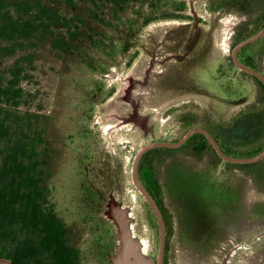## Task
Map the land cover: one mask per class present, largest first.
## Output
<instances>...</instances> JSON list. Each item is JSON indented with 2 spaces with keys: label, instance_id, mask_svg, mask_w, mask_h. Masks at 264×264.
Returning a JSON list of instances; mask_svg holds the SVG:
<instances>
[{
  "label": "rangeland",
  "instance_id": "374dc122",
  "mask_svg": "<svg viewBox=\"0 0 264 264\" xmlns=\"http://www.w3.org/2000/svg\"><path fill=\"white\" fill-rule=\"evenodd\" d=\"M156 1L44 0L62 22L0 60L5 75L20 62V111L38 114L31 133L47 142L52 198L82 264H114L123 253L115 207L145 256L157 258L158 217L134 178L146 145L203 127L228 155L264 150V91L249 76L239 85L221 77L236 34L260 25L232 6L212 7L216 0ZM183 3L184 17L163 16ZM248 50L264 61V37ZM139 172L166 218L165 264H264V158L228 162L196 133L182 148L147 152ZM213 226L222 236L206 252L185 239L201 241Z\"/></svg>",
  "mask_w": 264,
  "mask_h": 264
},
{
  "label": "trees",
  "instance_id": "16d2710c",
  "mask_svg": "<svg viewBox=\"0 0 264 264\" xmlns=\"http://www.w3.org/2000/svg\"><path fill=\"white\" fill-rule=\"evenodd\" d=\"M62 19L44 0H13L12 6L0 0V60L25 42L35 43L46 23ZM22 72L18 61L8 75L0 74V257L11 264H82L52 198L50 154L42 147L47 142L42 133H31L38 114L20 111Z\"/></svg>",
  "mask_w": 264,
  "mask_h": 264
},
{
  "label": "flooded vegetation",
  "instance_id": "af4514ba",
  "mask_svg": "<svg viewBox=\"0 0 264 264\" xmlns=\"http://www.w3.org/2000/svg\"><path fill=\"white\" fill-rule=\"evenodd\" d=\"M159 3H160V0L156 1V4L159 5ZM184 6H185V3L181 4V7L183 8L182 10H176V12L170 13V14L163 13L166 15V16L165 15H163V16L165 18L166 17L182 18V17H184V15L182 14L183 13L182 11H184ZM220 6H232L234 8H237L239 13L247 16L246 19L249 23H251L253 25H260L257 28L253 27L251 32L247 31L242 35L240 33L236 34V36L233 40V43L231 45L230 52L228 53V68L230 67V70L227 69L223 73H221V77L225 76L227 78V80L228 79L231 81L234 80V82L237 85H239V80H240L241 76L242 77L249 76L250 78H252V80L256 81V85L259 89V92L264 91V80L262 79V77H264V61L260 58L256 59L254 57L253 53L250 50H248L249 47L253 43L261 40L264 37V33L262 35H260L258 38L254 39L252 41H249L246 44H243L244 41H246L248 38L252 37L253 35H255L259 32H261L264 29V0H218V1L216 0L212 4V7H220ZM190 17H192V19L194 21V25L199 26L202 23L203 17L201 15H199L198 12H196V10H194L192 12V14H190ZM231 67H233L234 69H237V70L236 71L231 70ZM220 71H221V68H220ZM229 89L232 91V94H235L237 96L243 95V93L245 91V89L239 88V86L234 87L232 84L229 85ZM262 102H263L262 99L259 97L258 103H262ZM197 133H201V132H197ZM195 134H193L192 136H194ZM202 134H204V133H202ZM211 134L214 136L215 140L219 144V141L217 140L215 135L212 132H211ZM192 136L181 146L173 147V146H167V145H156L154 147H151L143 153L142 158L147 152H150L156 148H171V149L182 148L188 143V141H190ZM158 142H174V141L156 140L152 143H158ZM142 158H141V160H142ZM228 162H230V161H228ZM140 163H141V161H140ZM246 163H248V162H246ZM139 169H140V164H139ZM139 176H140V172H139ZM149 192L151 193L152 197L154 198V200L158 204V206H159V208H160V210L164 216L165 228H166V218H165V215L162 211L160 203L158 202L157 198H155V196L153 195V193L150 190H149ZM216 227L213 226L209 229L203 228L201 230V232H202L201 235H204L205 237L201 241H200V239L199 240L198 239L197 240L191 239V237H188V235L185 236V239L188 242H190L191 245H193V243H195L196 245H200V247L206 252L211 248L212 245H214V243L217 241V239H219L220 236H222V229L220 231H218V230H215ZM166 238H167V230H166ZM160 245H161V233H160ZM159 252H160V247H159V251H158V256L155 259V264H159ZM165 261H166V241H165V255H164V259H163L162 264H165Z\"/></svg>",
  "mask_w": 264,
  "mask_h": 264
},
{
  "label": "water",
  "instance_id": "95a60500",
  "mask_svg": "<svg viewBox=\"0 0 264 264\" xmlns=\"http://www.w3.org/2000/svg\"><path fill=\"white\" fill-rule=\"evenodd\" d=\"M264 33V29L253 35L252 37L248 38L246 41H244L243 44L248 43L249 41H252L256 38H258L260 35ZM264 80V77H262ZM140 118V117H139ZM141 119V118H140ZM201 132L204 133L209 140L213 143L214 147L218 151V153L224 158L226 161L230 162H239V163H246V162H256L262 158H264V150L251 157H237V156H231L224 152V150L220 147L218 142L215 140L214 136L211 134L209 130L203 127H195L191 129L183 138H181L178 141L174 142H158V143H151L143 147L137 154L135 163H134V178L135 182L138 185V187L142 190L144 195L147 197L148 201L154 208L159 225H160V233H161V245H160V252H159V264L163 263L164 255H165V241H166V228H165V219L164 216L152 197L149 190L144 186L142 183L140 176H139V164L142 158L143 153L156 145H167V146H181L183 145L193 134ZM115 211L117 214L115 215V218L119 225V232L118 236L123 241V244L121 245L123 253L117 257H114V264H155V259L147 258L142 251V244L139 241H136L134 239L132 230L129 225V217L127 215V212L125 210H122L121 208H116Z\"/></svg>",
  "mask_w": 264,
  "mask_h": 264
},
{
  "label": "crops",
  "instance_id": "0c3cea01",
  "mask_svg": "<svg viewBox=\"0 0 264 264\" xmlns=\"http://www.w3.org/2000/svg\"><path fill=\"white\" fill-rule=\"evenodd\" d=\"M0 264H11L7 258L0 257Z\"/></svg>",
  "mask_w": 264,
  "mask_h": 264
},
{
  "label": "bare ground",
  "instance_id": "6f19581e",
  "mask_svg": "<svg viewBox=\"0 0 264 264\" xmlns=\"http://www.w3.org/2000/svg\"><path fill=\"white\" fill-rule=\"evenodd\" d=\"M224 22H225V21H224ZM131 230H132V229H131ZM142 251H143V254L145 255V254H146V247H145V245H143Z\"/></svg>",
  "mask_w": 264,
  "mask_h": 264
}]
</instances>
